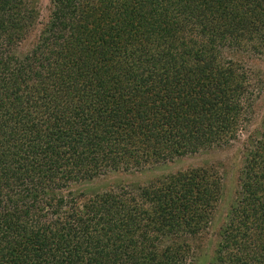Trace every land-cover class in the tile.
<instances>
[{
  "label": "trees",
  "instance_id": "obj_1",
  "mask_svg": "<svg viewBox=\"0 0 264 264\" xmlns=\"http://www.w3.org/2000/svg\"><path fill=\"white\" fill-rule=\"evenodd\" d=\"M49 4L21 52L37 3L0 0V264H264V114L251 130L238 58L264 56V0ZM214 150L235 183L206 256L220 164L153 171Z\"/></svg>",
  "mask_w": 264,
  "mask_h": 264
},
{
  "label": "rangeland",
  "instance_id": "obj_2",
  "mask_svg": "<svg viewBox=\"0 0 264 264\" xmlns=\"http://www.w3.org/2000/svg\"><path fill=\"white\" fill-rule=\"evenodd\" d=\"M37 3L38 6V16L37 20L30 31L29 36L27 39L23 41V43L20 46V51L24 52L27 48H29L30 43L32 39L34 38V35H36L39 25L38 22H42L46 19L48 13H49V0H34ZM239 60H241L248 68H250L255 77L258 76L259 83H258V94L257 97L254 99V107H253V113L251 115V124L250 129L256 130L258 128H261L260 120L264 114V56H255L251 53H242L239 52L238 54ZM228 151V152H227ZM232 152L229 150H214V152L210 154H198V155H187L182 156L179 158L174 159L172 162L167 163L164 166L156 168V170L153 171L156 175H159L161 173H166L175 169L182 168L184 166L195 164V163H202V162H216L220 164L219 170L221 172V176L223 179V191L221 198L219 200L217 209L213 215V219L209 224V227L207 229V237L202 241V253H206V256H209L211 254V251L213 249L214 243L216 241L215 233L220 226V224L224 221L225 213L227 211V204L230 201L229 195H231V192L234 187V175H235V165L233 164V159L227 157ZM222 163V164H221ZM146 176L141 174H133V176H124L121 178L123 182H142ZM112 179L109 178H100L93 180L91 182H88L84 184L83 186H78V190H84L86 192H93L98 191L104 188L111 182Z\"/></svg>",
  "mask_w": 264,
  "mask_h": 264
}]
</instances>
